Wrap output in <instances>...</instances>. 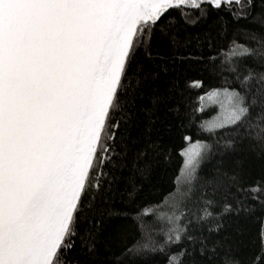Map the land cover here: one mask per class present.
I'll use <instances>...</instances> for the list:
<instances>
[{
	"label": "snow or ice",
	"instance_id": "obj_1",
	"mask_svg": "<svg viewBox=\"0 0 264 264\" xmlns=\"http://www.w3.org/2000/svg\"><path fill=\"white\" fill-rule=\"evenodd\" d=\"M260 261L264 0H0V264Z\"/></svg>",
	"mask_w": 264,
	"mask_h": 264
},
{
	"label": "trees",
	"instance_id": "obj_2",
	"mask_svg": "<svg viewBox=\"0 0 264 264\" xmlns=\"http://www.w3.org/2000/svg\"><path fill=\"white\" fill-rule=\"evenodd\" d=\"M195 138V137H194ZM181 163V158L174 152L172 163L168 166L167 170L162 174L153 178L154 189H148V194L152 195L159 191L160 195H164L166 191L171 190L173 187L177 189V195L179 194V188L183 183L182 177L177 176V171ZM173 178H176V184H172ZM256 225L254 223L248 224L243 230L235 234V243L239 248L242 256H247L256 251L252 246L251 239L254 233ZM260 264H264V261H260Z\"/></svg>",
	"mask_w": 264,
	"mask_h": 264
}]
</instances>
